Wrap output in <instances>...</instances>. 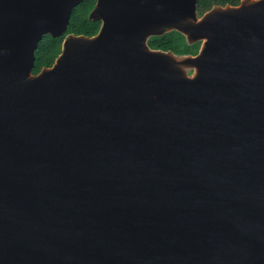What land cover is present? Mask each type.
<instances>
[{
    "label": "water",
    "instance_id": "1",
    "mask_svg": "<svg viewBox=\"0 0 264 264\" xmlns=\"http://www.w3.org/2000/svg\"><path fill=\"white\" fill-rule=\"evenodd\" d=\"M81 1L0 0V264H264V0H96L32 75Z\"/></svg>",
    "mask_w": 264,
    "mask_h": 264
},
{
    "label": "trees",
    "instance_id": "2",
    "mask_svg": "<svg viewBox=\"0 0 264 264\" xmlns=\"http://www.w3.org/2000/svg\"><path fill=\"white\" fill-rule=\"evenodd\" d=\"M241 0H195V13L200 15L213 6H236ZM96 0H82L70 12L65 31L56 37L43 35L37 42L33 52L31 74L36 75L42 68H49L60 54L61 43L66 35L92 37L100 28L99 20L88 18ZM150 50L171 52L174 55H184L191 51L182 36L170 31L162 36L150 37L146 42Z\"/></svg>",
    "mask_w": 264,
    "mask_h": 264
},
{
    "label": "rangeland",
    "instance_id": "3",
    "mask_svg": "<svg viewBox=\"0 0 264 264\" xmlns=\"http://www.w3.org/2000/svg\"><path fill=\"white\" fill-rule=\"evenodd\" d=\"M208 14H205L206 16ZM203 16V17H204ZM198 21L197 17L195 16L194 22L196 23ZM183 37L185 38V43L187 47L191 48V51L187 54L184 55H175V60L176 62L180 65L184 77L187 81L192 82L196 78V67L192 63V60H194L198 55L201 50L202 44L204 42V38H197L195 41H189L192 40L189 37V33H181Z\"/></svg>",
    "mask_w": 264,
    "mask_h": 264
},
{
    "label": "flooded vegetation",
    "instance_id": "4",
    "mask_svg": "<svg viewBox=\"0 0 264 264\" xmlns=\"http://www.w3.org/2000/svg\"><path fill=\"white\" fill-rule=\"evenodd\" d=\"M241 1H243V0H241ZM241 1L239 2V4L238 5H236V6H213V7H211L210 9H208L207 11H205V12H203V13H201L200 15H197L196 13H195V16L197 17V19H198V21L205 15V14H208L209 13V11L211 10V9H213V8H215V7H219V8H226V7H238L239 5H240V3H241ZM194 2H195V0H194ZM96 3V2H95ZM195 4V3H194ZM194 11H195V9H194ZM100 21V20H99ZM100 26H101V21H100ZM100 29V28H99ZM99 31V30H98ZM174 32H177L178 34H180L181 36H182V38H183V40H185V38L183 37V35L180 33V32H178V31H175V30H173ZM98 33V32H97ZM163 34H165V33H163ZM163 34H161V35H153V36H148L147 38H146V42H147V40L150 38V37H155V36H162ZM205 40V39H204ZM152 51H159V50H152ZM162 52V51H161Z\"/></svg>",
    "mask_w": 264,
    "mask_h": 264
},
{
    "label": "bare ground",
    "instance_id": "5",
    "mask_svg": "<svg viewBox=\"0 0 264 264\" xmlns=\"http://www.w3.org/2000/svg\"><path fill=\"white\" fill-rule=\"evenodd\" d=\"M206 41L208 40V39H205ZM198 74V71L196 70V75Z\"/></svg>",
    "mask_w": 264,
    "mask_h": 264
}]
</instances>
